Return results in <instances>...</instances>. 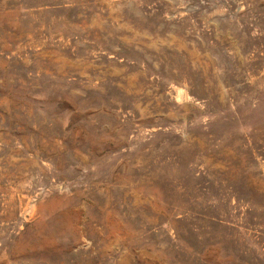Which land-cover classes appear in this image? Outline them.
Instances as JSON below:
<instances>
[{
	"label": "rangeland",
	"instance_id": "rangeland-1",
	"mask_svg": "<svg viewBox=\"0 0 264 264\" xmlns=\"http://www.w3.org/2000/svg\"><path fill=\"white\" fill-rule=\"evenodd\" d=\"M0 264H264V0H0Z\"/></svg>",
	"mask_w": 264,
	"mask_h": 264
}]
</instances>
